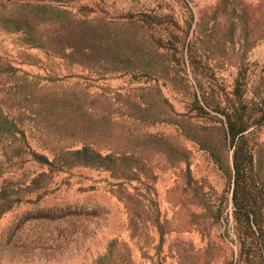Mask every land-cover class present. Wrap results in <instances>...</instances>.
Returning <instances> with one entry per match:
<instances>
[{
    "label": "rangeland",
    "instance_id": "rangeland-1",
    "mask_svg": "<svg viewBox=\"0 0 264 264\" xmlns=\"http://www.w3.org/2000/svg\"><path fill=\"white\" fill-rule=\"evenodd\" d=\"M0 264H264V0H0Z\"/></svg>",
    "mask_w": 264,
    "mask_h": 264
}]
</instances>
